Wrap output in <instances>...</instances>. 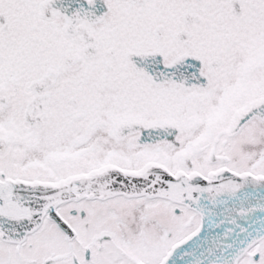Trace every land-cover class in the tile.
Returning <instances> with one entry per match:
<instances>
[{
    "label": "flooded vegetation",
    "instance_id": "flooded-vegetation-1",
    "mask_svg": "<svg viewBox=\"0 0 264 264\" xmlns=\"http://www.w3.org/2000/svg\"><path fill=\"white\" fill-rule=\"evenodd\" d=\"M258 175L264 0H0V187L49 189L3 214L0 264H215L172 252L200 184ZM229 227L218 264H264Z\"/></svg>",
    "mask_w": 264,
    "mask_h": 264
},
{
    "label": "water",
    "instance_id": "water-1",
    "mask_svg": "<svg viewBox=\"0 0 264 264\" xmlns=\"http://www.w3.org/2000/svg\"><path fill=\"white\" fill-rule=\"evenodd\" d=\"M258 201L262 202V207H264V179H259L258 180ZM262 217V220H264V216Z\"/></svg>",
    "mask_w": 264,
    "mask_h": 264
}]
</instances>
